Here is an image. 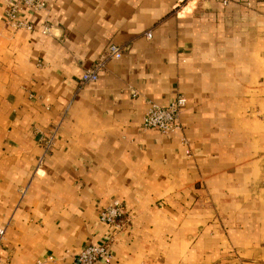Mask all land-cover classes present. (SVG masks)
<instances>
[{
	"label": "crops",
	"instance_id": "0c3cea01",
	"mask_svg": "<svg viewBox=\"0 0 264 264\" xmlns=\"http://www.w3.org/2000/svg\"><path fill=\"white\" fill-rule=\"evenodd\" d=\"M12 1L0 264H77L90 244L110 254L94 264H264V0H42L30 31L4 24ZM109 44L122 58L81 86ZM178 96L176 133L142 130L149 102ZM114 201L119 232L98 218Z\"/></svg>",
	"mask_w": 264,
	"mask_h": 264
},
{
	"label": "built area",
	"instance_id": "2783aa9c",
	"mask_svg": "<svg viewBox=\"0 0 264 264\" xmlns=\"http://www.w3.org/2000/svg\"><path fill=\"white\" fill-rule=\"evenodd\" d=\"M191 0H181V5ZM223 7L228 5L229 0H217ZM45 3L42 0H13L7 5L4 24L13 30H32V26L26 20L20 18L24 10L40 12L45 10ZM50 27L44 26L42 33H48ZM146 38L151 34L145 33ZM123 56V47L109 44L105 49V54L96 65L85 70L80 77V85L85 86L98 81V73L108 60H119ZM186 100L178 96L173 102L166 106L155 103H148L147 109L142 117L141 128L144 131H156L162 135H171L179 130L178 118L185 106ZM57 136V129H53L47 137L43 138L46 150L52 148ZM124 210L120 202L114 201L110 205L103 207L99 212L101 223L111 226L116 232L124 227ZM4 239V229H0V244ZM110 254L106 244H90L82 247L76 254L77 264H94L100 260H108Z\"/></svg>",
	"mask_w": 264,
	"mask_h": 264
}]
</instances>
